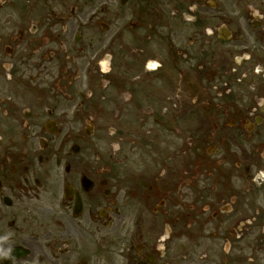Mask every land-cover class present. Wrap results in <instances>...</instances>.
<instances>
[{"label": "flooded vegetation", "instance_id": "obj_1", "mask_svg": "<svg viewBox=\"0 0 264 264\" xmlns=\"http://www.w3.org/2000/svg\"><path fill=\"white\" fill-rule=\"evenodd\" d=\"M225 1L0 0V264H264V0Z\"/></svg>", "mask_w": 264, "mask_h": 264}, {"label": "rangeland", "instance_id": "obj_2", "mask_svg": "<svg viewBox=\"0 0 264 264\" xmlns=\"http://www.w3.org/2000/svg\"><path fill=\"white\" fill-rule=\"evenodd\" d=\"M229 3V2H228ZM220 9H212L210 7L207 8V12L206 14H208V16H218L221 14V12H223L225 15L228 14V15H232V5H229L227 4V2L224 0V7H219Z\"/></svg>", "mask_w": 264, "mask_h": 264}]
</instances>
